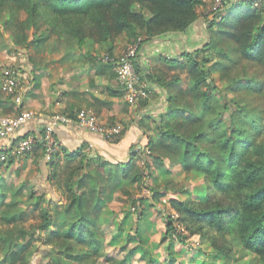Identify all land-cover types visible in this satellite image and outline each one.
Returning a JSON list of instances; mask_svg holds the SVG:
<instances>
[{
    "label": "trees",
    "instance_id": "trees-1",
    "mask_svg": "<svg viewBox=\"0 0 264 264\" xmlns=\"http://www.w3.org/2000/svg\"><path fill=\"white\" fill-rule=\"evenodd\" d=\"M207 1L0 0V35L8 32L15 50L26 51L29 46L40 49L43 41L55 34L56 42L49 52L56 50L57 43H62L66 52L97 44L110 54L120 35L126 36L128 44L141 37V46L168 32L185 30ZM253 1L236 0L229 5L226 0L221 12L210 20L209 39L201 48L184 54L183 61L165 60L163 68L148 74L149 81L165 90L167 107L158 121L152 120L156 136L145 130L146 144L132 148L130 159L122 162L87 153L84 142L65 154L63 166L67 170L62 183L67 202L62 210H77L79 217L60 228L67 225L63 217L55 220L43 212L40 223L41 229L54 227L45 239L51 243L50 252L58 264L69 262L62 256L81 264H100L96 254L101 243L93 228L94 217L87 211L92 195L98 204L110 180L140 181L141 172L129 173V169L138 157L136 151L145 147L155 161L169 157L182 171L201 175L206 188V194L198 199H171L176 216L166 219L165 234L170 242L174 235L183 243L196 235L209 246L212 256L219 258V264H231L237 251L240 257L236 260L249 256L251 264H264V0L256 5ZM64 56L65 52H60L59 60ZM28 59L38 68V61H32L29 54ZM99 61L113 71L111 62ZM135 68L138 72L136 62ZM214 71L223 80L221 87L215 83ZM17 75L19 82V71ZM14 94L0 95L4 112L16 114L21 110ZM122 134L123 130L115 137L103 135L108 142L117 143ZM38 144L42 141L36 138L35 147ZM4 152L16 157L11 147L0 151ZM58 153L57 149L53 155ZM49 162H53L54 175L56 160L51 157ZM109 170L112 177L105 178ZM2 180L0 175V185ZM36 197L46 199L44 194ZM4 198L3 190L0 209L6 203ZM0 215L12 223L18 216L10 210H0ZM179 224L182 231L177 228ZM13 229L0 227V249L11 247L0 264H29L25 255L30 242L12 241L9 234ZM167 249L170 254L172 248Z\"/></svg>",
    "mask_w": 264,
    "mask_h": 264
},
{
    "label": "rangeland",
    "instance_id": "rangeland-1",
    "mask_svg": "<svg viewBox=\"0 0 264 264\" xmlns=\"http://www.w3.org/2000/svg\"><path fill=\"white\" fill-rule=\"evenodd\" d=\"M211 3L212 0L207 1L209 6ZM4 33L6 36L0 35V75L3 68L8 66L14 67L20 73L23 72L29 61L28 54L32 61H38L40 66L49 62H58L59 64L68 62L70 57L75 58L76 55L72 51L66 52L62 43H57L56 50L49 52L56 42L55 34L44 40L40 49L29 46L25 51L12 48L10 34ZM122 42L124 46H128L126 37ZM92 47L101 48L97 44H92ZM60 52H65V56L63 60L59 61ZM76 60L77 58H75ZM213 77L215 83L221 87L223 80L220 79L217 71L213 72ZM7 94L0 88V95ZM16 94H21L20 84ZM230 95L228 93L227 97ZM13 100L16 105L19 104L16 96H13ZM231 105L233 106V104ZM13 114L0 109V115ZM225 119L229 122L228 115H225ZM150 131L152 133L149 135L156 136L153 126ZM149 152L147 147L142 151H136L138 157L129 169V173L141 172L143 178L140 181L125 178L116 181L110 180L103 187L104 192L101 193L98 204L95 203L94 194L92 195L90 210L87 211L94 217L93 228L98 232L101 243L97 254L95 252L99 260L98 263L116 264L117 260H121L122 264H219V258L212 256L209 246L200 241L198 236H191L183 243L176 239V235L170 242V237L165 234L168 215L176 216L175 209L171 204L172 198L198 199L206 194L201 175L182 171L180 165L169 157H164L161 162L155 161L152 156L148 155ZM17 157L20 156L10 157L5 154L4 159H0V175L3 178L2 183H4L0 185V194L3 193V190L6 194V198H4L6 203L0 210H10L18 214L14 222H17L16 225L3 221L0 215V227L5 230L14 228L11 234L7 231L12 241L23 242L27 239L30 242L25 255L29 264H58L55 254L50 252L51 243L49 244L45 239L54 227L51 226L47 230L41 229L40 223L43 220V212L49 213L55 220L63 217L62 221L64 220L67 225H61L60 228L68 227L69 223L76 221L79 217L77 210H71L70 213L62 210L67 202L65 197L67 192L62 183L66 178L67 169L61 163L53 175L51 174L52 166H50L45 182H48L52 188L48 190L49 194L47 198L45 197L46 199L38 198L36 195L44 194L46 190L40 189L29 180V171L25 170L22 165L16 164ZM130 158L128 152L122 162ZM107 175L112 177L110 170L106 173L105 178ZM148 186H152V189ZM155 191H158L156 193L164 192V194L156 195ZM178 222L176 220L175 224ZM12 225L14 226L11 227ZM136 226L139 228L138 233ZM177 228L180 231L183 230L181 224L177 225ZM168 247L172 248L170 254ZM235 248L239 250V246L236 244ZM8 249L11 247L0 249V258L5 255ZM171 256L174 258L173 260H171ZM234 257L239 258L240 252H235ZM235 258L231 264H251L249 256L237 260ZM61 259L69 260V264H81L74 258L68 257L67 259L62 256ZM3 264L10 263L7 261Z\"/></svg>",
    "mask_w": 264,
    "mask_h": 264
},
{
    "label": "crops",
    "instance_id": "crops-1",
    "mask_svg": "<svg viewBox=\"0 0 264 264\" xmlns=\"http://www.w3.org/2000/svg\"><path fill=\"white\" fill-rule=\"evenodd\" d=\"M234 1L229 0V5ZM209 7V4L199 7L198 17L185 30L168 32L141 44L135 62L140 78L149 88V95L135 104L125 101L121 84L111 67L99 61V55L106 52L103 47L88 46L72 50L76 54V61L70 57L68 62H49L42 66L39 64L38 68L27 63L20 73V104L21 109L30 110L34 114L19 126L17 135H34L41 140L42 132L53 114L74 115L80 108H90L104 124L121 122L124 126L121 139L111 143L103 134L90 131L77 123H58L53 126L59 150L58 154L52 156L56 160V169H59L61 163L64 164L65 154L83 142L88 144L85 149L87 153L123 161L132 148L146 144L147 134L152 133V120L158 121L161 113L166 111V92L157 83L149 81L148 74L159 67L163 68L165 60L183 61L184 54L201 48L208 41V25L212 20L208 14ZM125 37L120 35L114 42L110 53L113 57L122 54L126 48L127 45L124 46L122 42ZM7 142L8 138L0 137V151L8 147ZM19 158L16 164L29 171V180L40 189H45L44 195L47 198L52 186L45 182V178L53 162L47 159L43 144L36 145L32 152Z\"/></svg>",
    "mask_w": 264,
    "mask_h": 264
},
{
    "label": "built area",
    "instance_id": "built-area-1",
    "mask_svg": "<svg viewBox=\"0 0 264 264\" xmlns=\"http://www.w3.org/2000/svg\"><path fill=\"white\" fill-rule=\"evenodd\" d=\"M226 0H212L209 7V14L213 18L221 12L223 4ZM258 0H254L256 5ZM142 38L138 37L136 41L129 43L122 54L113 57L108 52L100 56L102 61L112 63V69L121 84L123 96L128 104H135L138 100L144 99L149 95V88L144 80H142L135 68V59ZM18 70L14 67L3 68L0 75V88L7 93H15L18 103H20L21 94H16L19 87ZM30 110H20L13 115H0V137L8 138L6 145L12 148V152L16 156H21L25 153L32 152L35 148L36 138L34 135L19 136L17 131L19 126L33 116ZM62 123L70 124L77 123L78 125L87 128L88 130L105 134L108 137H115L123 130L121 122L113 124L102 123L96 113L90 108H80L74 115L55 113L50 118V123L44 128L41 136V141L46 149V157L51 159L58 147L53 135V126ZM5 152L0 153V159H4Z\"/></svg>",
    "mask_w": 264,
    "mask_h": 264
}]
</instances>
